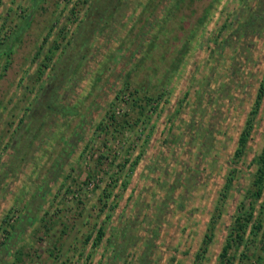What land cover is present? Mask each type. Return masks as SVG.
<instances>
[{
  "label": "rangeland",
  "instance_id": "rangeland-1",
  "mask_svg": "<svg viewBox=\"0 0 264 264\" xmlns=\"http://www.w3.org/2000/svg\"><path fill=\"white\" fill-rule=\"evenodd\" d=\"M125 1L0 0V264H264V0Z\"/></svg>",
  "mask_w": 264,
  "mask_h": 264
},
{
  "label": "trees",
  "instance_id": "trees-1",
  "mask_svg": "<svg viewBox=\"0 0 264 264\" xmlns=\"http://www.w3.org/2000/svg\"><path fill=\"white\" fill-rule=\"evenodd\" d=\"M129 1L130 0H126L125 1L126 4H124V5H127V3H129ZM118 2H119V0H93L92 5L88 6V10L91 11L90 13H91V19L92 20H91V22L90 21H86L87 24L88 23H91V24L93 23L92 25L95 28L97 26V23H99L100 20L103 17H105V18H107L108 16L113 17L115 15V13H117V12L122 14L124 10H119V11L117 10L116 11V9H115L117 7ZM171 2H173V1L172 0H160V4H165V7L167 5H169ZM93 19L94 20L97 19L98 22L97 21L96 22L95 21L92 22ZM152 19H151L152 20L151 21V24L153 26L154 25V22L156 21V19H158L157 14L154 17H152ZM85 23L83 25L80 24L81 34L84 33V31L86 29L85 27H87V26H85ZM92 32H93V30H92ZM140 39H141V37H140ZM14 43H15L14 39L7 40L6 43H5L6 48H5V50L3 52L7 53L8 51H10L13 48ZM82 43H85V40H83ZM80 46H82V44H79V48H81ZM66 70H68V68H66ZM101 72H103V70L100 69L99 70V73H101ZM61 77L58 79L59 86L62 85V83H64V82H62V81H64L62 79H64L65 75L64 76L62 75ZM262 89L263 88H261L260 92H258V94L256 96V100H255V103H254L255 106H258V104L260 102V98L262 96ZM57 91H59V87H57V86L55 87V89H51L49 91L50 92L49 93L50 95H48L49 97L47 96L48 98L46 97V102L44 104L42 103L43 104V111L40 112L41 115H42V113L45 110L49 111V113H50L49 114L50 115V121L51 122L52 121L55 122L56 117H58V116H61L62 118H67V117H69V114L72 111H74L73 110V107H71V104H70L71 99L67 95L64 98H62L59 102H56L57 99L59 98V96L57 94ZM135 91L138 92V89H135ZM47 93L48 92L45 93V96H46ZM118 96H119V94H117V97ZM145 97H146L147 102L148 101L151 102V100L154 99V98H152L150 96H145ZM135 101L137 102V99H135ZM136 102H134V103H135L136 106H138V104ZM156 102H158L157 99H156ZM151 107H152V104H150L148 107H147V105L145 107V105L140 104L138 106V111L140 112V114L147 113V111H145L144 109L146 108V110H148L150 108V110H151ZM155 107H157V106H153V108H155ZM108 117L111 120L115 121L113 123H116V124L117 123H120L118 121V119H116V116H115L114 113H110L108 115ZM139 118H141V117H139ZM123 121L127 122L125 119ZM121 125H124V124L122 123ZM251 125H252L251 120H247V122H246V124L244 126V129L241 131V134H240V136L238 138L239 139V142H238L239 143V146L236 148V152L237 153L242 150V147L244 146V144L246 142L247 134L250 131ZM71 143H72V140H71ZM69 148H73V145L71 146L70 144H68L67 146H65V148H63V150L65 151L66 154H68L67 151H70L71 150ZM254 161L256 163V167H255V170H254V180H253V183H254V185L256 187V193H260L261 192L262 185H263V182H264V142H263V145L261 147L260 152L255 156ZM45 178H46L45 180H48L49 179L48 177H45ZM236 227H234V230H232L230 232L229 238L226 239L225 244L222 246V249H221V251L219 253L220 260H219V263L218 264H233V257L228 254V249H229V247L231 245L230 239H232V241H241L242 238H243V234H242L243 224L242 223H239V224H237ZM96 232L98 233V236H100V235L103 234V226H102V224H98L97 225ZM90 237H91V233L86 235V238L87 239L90 238ZM209 240H211V235L209 233H207V234H205L204 242H208ZM203 249H205V247H203ZM199 257H200V253L196 254V258L197 259L194 262V264H198V258Z\"/></svg>",
  "mask_w": 264,
  "mask_h": 264
},
{
  "label": "flooded vegetation",
  "instance_id": "flooded-vegetation-1",
  "mask_svg": "<svg viewBox=\"0 0 264 264\" xmlns=\"http://www.w3.org/2000/svg\"><path fill=\"white\" fill-rule=\"evenodd\" d=\"M68 144H70L71 146L73 145V148H71V150L68 152V154L65 153V151L63 150V148H61V152L59 153V155L55 158V162L54 163H57V161H59L60 159H63V158H67L68 156L71 155V153L73 152V149L75 147V144H72L70 141H68ZM65 148V147H64ZM63 164V163H62ZM54 169V168H52ZM51 172H54V171H51ZM49 172L48 174L45 175V177H48L50 178V176H53L52 173ZM58 172H54L55 175H57ZM46 179V178H45ZM51 179V178H50ZM46 182V180H44ZM41 187V186H40ZM23 219V215L20 216V218L17 220V223L15 224L17 227H19L21 224V220ZM25 228L23 229H20L22 231H24ZM11 234L13 235V233L11 232L9 235H8V238L11 236ZM18 237V236H17Z\"/></svg>",
  "mask_w": 264,
  "mask_h": 264
}]
</instances>
